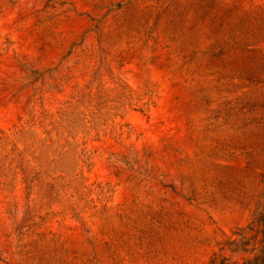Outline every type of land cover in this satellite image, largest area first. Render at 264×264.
Returning a JSON list of instances; mask_svg holds the SVG:
<instances>
[{
	"label": "rangeland",
	"instance_id": "374dc122",
	"mask_svg": "<svg viewBox=\"0 0 264 264\" xmlns=\"http://www.w3.org/2000/svg\"><path fill=\"white\" fill-rule=\"evenodd\" d=\"M0 264H264V0H0Z\"/></svg>",
	"mask_w": 264,
	"mask_h": 264
}]
</instances>
